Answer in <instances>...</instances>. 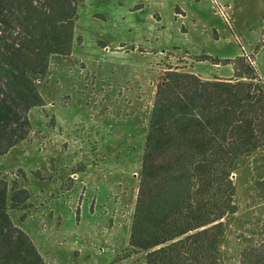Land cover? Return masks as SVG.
<instances>
[{
  "label": "rangeland",
  "instance_id": "374dc122",
  "mask_svg": "<svg viewBox=\"0 0 264 264\" xmlns=\"http://www.w3.org/2000/svg\"><path fill=\"white\" fill-rule=\"evenodd\" d=\"M75 2L74 43L52 58L27 136L0 156V184L23 196L12 220L46 264H146L127 247L158 84L169 68L231 78L219 60L243 54L264 80V0ZM234 174L221 264H239L246 223L264 216V187L251 182L264 148Z\"/></svg>",
  "mask_w": 264,
  "mask_h": 264
},
{
  "label": "trees",
  "instance_id": "16d2710c",
  "mask_svg": "<svg viewBox=\"0 0 264 264\" xmlns=\"http://www.w3.org/2000/svg\"><path fill=\"white\" fill-rule=\"evenodd\" d=\"M75 1L0 0V156L27 136L52 58L71 50ZM219 61L233 65V77L169 68L158 84L127 247L143 253L146 264H221L234 172L264 148V80L255 59ZM251 182L263 188L264 175ZM22 199L0 184V264H46L12 220ZM245 226L239 264H264V216Z\"/></svg>",
  "mask_w": 264,
  "mask_h": 264
},
{
  "label": "crops",
  "instance_id": "0c3cea01",
  "mask_svg": "<svg viewBox=\"0 0 264 264\" xmlns=\"http://www.w3.org/2000/svg\"><path fill=\"white\" fill-rule=\"evenodd\" d=\"M228 77H230V76H228Z\"/></svg>",
  "mask_w": 264,
  "mask_h": 264
}]
</instances>
